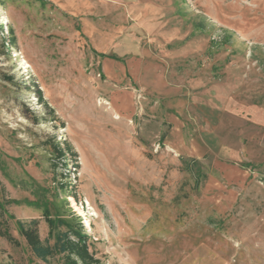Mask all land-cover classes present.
<instances>
[{"label":"rangeland","instance_id":"rangeland-1","mask_svg":"<svg viewBox=\"0 0 264 264\" xmlns=\"http://www.w3.org/2000/svg\"><path fill=\"white\" fill-rule=\"evenodd\" d=\"M0 202V264H63L45 205L100 264H264V0H0Z\"/></svg>","mask_w":264,"mask_h":264},{"label":"trees","instance_id":"trees-1","mask_svg":"<svg viewBox=\"0 0 264 264\" xmlns=\"http://www.w3.org/2000/svg\"><path fill=\"white\" fill-rule=\"evenodd\" d=\"M7 34L10 35L9 33ZM8 41L11 42L10 37H8ZM38 95L41 98L40 91H38ZM49 145L53 158L56 160H64L63 165L66 166V159L70 157L72 159V167L75 168L77 164L75 159L76 154L68 144L63 143V146H61L60 143L52 141L49 142ZM57 164L58 162L52 163L53 170H55ZM195 165L197 166L198 163L195 162ZM187 167L191 169L190 165ZM196 169V172L198 171L200 173L198 168ZM58 176L59 180L56 179V175L54 177L55 188L64 191V188L71 184L67 180L62 181L64 178H67L68 174L64 173ZM75 194L74 192L70 193V196L75 198ZM10 202L14 204L21 203L15 199H12ZM27 204L31 203L27 202ZM0 211L6 214L2 202H0ZM7 217L14 219L11 214H7ZM42 218L47 225V233L43 238L40 237L38 232L39 219H14L16 232L25 243V248L30 256L29 260L49 262L51 258L59 256L63 264H100V259L96 257L94 249H92V240L85 232L84 225L79 217L72 213L63 215L56 212L52 215L47 205H45L42 211ZM0 235L14 245L20 244L19 239L11 235L7 229L0 230Z\"/></svg>","mask_w":264,"mask_h":264},{"label":"crops","instance_id":"crops-1","mask_svg":"<svg viewBox=\"0 0 264 264\" xmlns=\"http://www.w3.org/2000/svg\"><path fill=\"white\" fill-rule=\"evenodd\" d=\"M95 1H98V0H95ZM99 1H102V0H99ZM108 58L110 59H115L114 58V55L112 54V55H110V56H108ZM112 63H110V65H111ZM150 80H151V82L153 83V85H159V86H163V78L160 76V75H158V73L157 72H152L151 73V75H150V78H149ZM158 86V87H159Z\"/></svg>","mask_w":264,"mask_h":264},{"label":"built area","instance_id":"built-area-1","mask_svg":"<svg viewBox=\"0 0 264 264\" xmlns=\"http://www.w3.org/2000/svg\"><path fill=\"white\" fill-rule=\"evenodd\" d=\"M71 198H72V199H73V201H74V197H68L69 201H70V202H72V201H71ZM74 204H75V208H77V204H76V202H75V201H74ZM79 206H80V207H81V209H82V207H83V203H82V202H80V203H79Z\"/></svg>","mask_w":264,"mask_h":264},{"label":"bare ground","instance_id":"bare-ground-1","mask_svg":"<svg viewBox=\"0 0 264 264\" xmlns=\"http://www.w3.org/2000/svg\"><path fill=\"white\" fill-rule=\"evenodd\" d=\"M26 63V62H25ZM71 201H72V204L75 206V204H74V201H73V199L71 198ZM87 223H88V221H87Z\"/></svg>","mask_w":264,"mask_h":264}]
</instances>
